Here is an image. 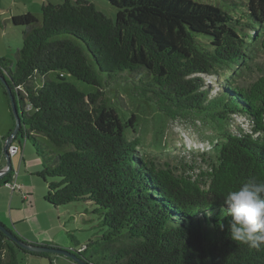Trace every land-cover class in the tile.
<instances>
[{
  "label": "trees",
  "instance_id": "16d2710c",
  "mask_svg": "<svg viewBox=\"0 0 264 264\" xmlns=\"http://www.w3.org/2000/svg\"><path fill=\"white\" fill-rule=\"evenodd\" d=\"M108 1L118 9L115 20L87 0L44 1L41 18L32 12L12 17L23 27V45L15 61L0 57L8 87L0 85L7 95L11 90L19 110L15 139L31 141L42 160L37 175L47 183L45 199L54 206L90 200L105 210L107 264H264V244L256 250L232 241L230 217L221 214L226 192L247 179L264 181V71L248 84L238 80L244 67L251 69L246 27L264 46V0L240 3L247 7L246 25L220 6L196 0ZM222 69L230 75L212 94L203 75ZM98 71H129L172 119L192 114L220 123L239 115L252 119L251 132L225 131L217 159L203 158L207 167L193 164L179 172L139 151L140 139L127 135L137 114L120 117ZM67 75L100 89L86 94ZM11 133L0 138V165ZM81 249L79 256L98 264L83 254L89 245ZM21 252L48 256L21 247L0 229V264H22Z\"/></svg>",
  "mask_w": 264,
  "mask_h": 264
},
{
  "label": "rangeland",
  "instance_id": "374dc122",
  "mask_svg": "<svg viewBox=\"0 0 264 264\" xmlns=\"http://www.w3.org/2000/svg\"><path fill=\"white\" fill-rule=\"evenodd\" d=\"M87 1L108 17L116 19L118 9L108 0ZM196 1L218 5L241 20V25L247 24V15L242 10L243 8L247 11V7L240 3H247L248 0ZM34 2L36 3V0ZM45 2L57 5L64 0H45ZM36 4L33 0H17V2L0 0V57L4 56L15 61L17 50L23 45V27L13 24L11 12L21 13L29 8L28 10L36 12L34 14L41 18V9L37 7L38 3ZM244 33L249 35L245 38L247 40L244 46L246 54L251 57L249 60L251 69L244 67V77L238 80L248 84L264 71V46L262 40H251L254 28L246 27ZM262 39L264 40V32ZM98 75L101 86L120 117L125 121L133 113L137 114V125L135 128H129L127 135L129 138L140 139L139 151L156 157L161 163L169 162L178 167L179 172L186 168L189 170L188 167L193 164L207 167L203 158L217 159L219 147L226 140L225 131L237 134L243 128L245 133L251 132L252 119L242 118L239 115H235L234 120L229 122L221 120L220 123L192 114L172 119L158 109L152 91L146 93L141 91L142 84L136 81L129 71L111 75L98 71ZM227 75H230L228 69L220 70L217 76L203 75L207 85L213 88L212 94L222 88V78ZM49 76L56 79L57 72L52 71ZM66 77L86 94L95 93L100 89V86L88 84L71 75ZM36 82L41 84L42 79L38 76ZM7 122H12L13 131L15 118L10 98L0 85V130L6 127ZM43 141L48 143L45 138ZM14 143L20 146L21 151L11 157L13 178L9 180V184L0 186V221L30 242L37 239L45 240L43 244L67 249L72 254H78L81 247L89 245V249L83 254L91 256L98 264H107L108 252L103 247L102 240V235L108 229L102 226L105 210L90 200H80L60 206L49 203L45 199L47 183L37 175L42 169V160L36 149L31 141L21 136L15 139ZM22 153L25 161H21ZM14 183L17 187L13 189ZM20 256L22 264H78L70 256L54 253H48V256H33L21 252Z\"/></svg>",
  "mask_w": 264,
  "mask_h": 264
},
{
  "label": "clouds",
  "instance_id": "9594fccd",
  "mask_svg": "<svg viewBox=\"0 0 264 264\" xmlns=\"http://www.w3.org/2000/svg\"><path fill=\"white\" fill-rule=\"evenodd\" d=\"M221 214L230 217L228 235L232 241L260 250L264 244V181L247 179L226 192ZM219 226L223 230L224 225Z\"/></svg>",
  "mask_w": 264,
  "mask_h": 264
},
{
  "label": "water",
  "instance_id": "95a60500",
  "mask_svg": "<svg viewBox=\"0 0 264 264\" xmlns=\"http://www.w3.org/2000/svg\"><path fill=\"white\" fill-rule=\"evenodd\" d=\"M0 80L7 86L5 75L0 74ZM7 90L11 102V109L15 118V128L12 131V133L7 137V139L4 141L3 153H4V159L6 160V166L0 168V180L13 170L12 159H11L12 155L9 152V148L10 145L14 143L15 138L19 134V129L21 126L20 114H19V110L17 109L15 98L11 90L9 88H7ZM0 229L4 231V233H6L10 238H12L16 243H18L21 247L28 249L32 252L67 255L72 257L78 264H90L87 261H85L81 256H79L77 253L72 254L67 249L46 245L43 243H32L30 241L20 240L19 237L15 236L8 228H6L4 223L1 221H0Z\"/></svg>",
  "mask_w": 264,
  "mask_h": 264
},
{
  "label": "crops",
  "instance_id": "0c3cea01",
  "mask_svg": "<svg viewBox=\"0 0 264 264\" xmlns=\"http://www.w3.org/2000/svg\"><path fill=\"white\" fill-rule=\"evenodd\" d=\"M16 2H17V0H15ZM45 0H36V3H38V8L39 9H41V7H42V3L44 2ZM33 3L34 4H36L35 2H34V0H33ZM37 5V4H36ZM29 9V8H28ZM25 10V11H23V12H21V13H15V12H11V15H10V17H11V20H12V17L14 16V15H18V14H22V13H25V12H32V10ZM33 13V12H32ZM34 13H36V12H34ZM37 15V14H36ZM7 17H9V16H7ZM9 17V18H10ZM11 123L12 122H7L6 124H5V126L6 127H3V128H1V130H0V138H3V137H5V136H7L8 134H9V132L11 131ZM15 144V143H14ZM24 150V149H23ZM23 150H22V152H23ZM20 151H21V148H20V146H19V150H18V152L17 153H15L14 155L16 156V155H18L19 153H20ZM21 161H25V157H24V153H22L21 154ZM13 165V164H12ZM6 166V160L4 159V161L2 162V164L0 165V168L1 167H5ZM3 185V184H2ZM23 186L26 188V186L23 184ZM20 235V234H19ZM39 235H41V234H39ZM44 241L45 240H39V239H37V240H31V242L32 243H44ZM46 241H48V240H46ZM46 243V242H45Z\"/></svg>",
  "mask_w": 264,
  "mask_h": 264
},
{
  "label": "built area",
  "instance_id": "2783aa9c",
  "mask_svg": "<svg viewBox=\"0 0 264 264\" xmlns=\"http://www.w3.org/2000/svg\"><path fill=\"white\" fill-rule=\"evenodd\" d=\"M30 108H31V107L28 105V106H27V109H30ZM242 118H244V117H242ZM18 150H19V145L14 144V143H12V144L10 145L9 152H10L11 155H14L15 153H17ZM6 184H9V182L6 183ZM12 187H13V189L16 188V187H17V184L14 183V184L12 185ZM80 250H81V249H80Z\"/></svg>",
  "mask_w": 264,
  "mask_h": 264
}]
</instances>
